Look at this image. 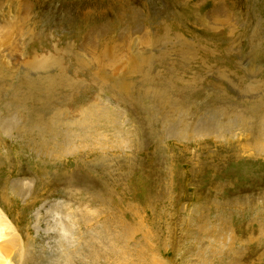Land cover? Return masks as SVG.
Segmentation results:
<instances>
[{"label": "rangeland", "instance_id": "1", "mask_svg": "<svg viewBox=\"0 0 264 264\" xmlns=\"http://www.w3.org/2000/svg\"><path fill=\"white\" fill-rule=\"evenodd\" d=\"M0 68V264H264V0H0Z\"/></svg>", "mask_w": 264, "mask_h": 264}, {"label": "bare ground", "instance_id": "2", "mask_svg": "<svg viewBox=\"0 0 264 264\" xmlns=\"http://www.w3.org/2000/svg\"><path fill=\"white\" fill-rule=\"evenodd\" d=\"M195 48H196V47H195ZM186 49H187V48H186ZM196 49H197V48H196ZM184 53H185V55H187V54L189 55V54H190V52H187V51H185V50H184ZM197 53H198V50H197ZM182 55H183V54H182ZM191 55H192V54H191ZM193 55H194V54H193ZM188 57H189V56H188ZM193 57H194V56H193ZM195 57H196V56H195ZM189 58H190V57H189ZM216 60H217V59H216ZM216 60H215V61H216ZM206 64H207V63H206ZM57 65L62 66L61 63H57ZM59 66H58V68H59ZM44 67L47 68L48 65L46 66V64H45V65L43 66V68H44ZM60 68H61V67H60ZM0 69H1V68H0ZM43 70H44V69H43ZM59 70H60V69H59ZM62 71H63V70H61V72H62ZM62 73H64V72H62ZM12 91H13V90H12ZM14 91H15V90H14Z\"/></svg>", "mask_w": 264, "mask_h": 264}]
</instances>
